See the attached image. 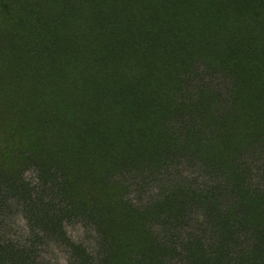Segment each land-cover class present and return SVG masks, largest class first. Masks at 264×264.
I'll list each match as a JSON object with an SVG mask.
<instances>
[{
    "label": "trees",
    "instance_id": "trees-1",
    "mask_svg": "<svg viewBox=\"0 0 264 264\" xmlns=\"http://www.w3.org/2000/svg\"><path fill=\"white\" fill-rule=\"evenodd\" d=\"M16 1L0 0V103L61 100L69 147L11 108L0 215L17 202L35 238L52 217L85 223L97 264H264V0L243 16L226 0ZM21 245L0 231V264H35Z\"/></svg>",
    "mask_w": 264,
    "mask_h": 264
},
{
    "label": "rangeland",
    "instance_id": "rangeland-1",
    "mask_svg": "<svg viewBox=\"0 0 264 264\" xmlns=\"http://www.w3.org/2000/svg\"><path fill=\"white\" fill-rule=\"evenodd\" d=\"M13 4L16 6H13L12 9L16 12H19L22 10V5L18 4V1L13 0ZM59 0V4H60ZM57 3V6H58ZM226 3L229 7L233 8L235 11H237L239 16H243L248 12H251L254 7L256 9H259L261 5L263 4V0H226ZM22 4V3H21ZM56 6V7H57ZM59 10V9H58ZM28 18L25 19L26 21H29L31 19V12L28 11ZM54 12V11H52ZM54 14V13H53ZM56 15L59 17L60 14L56 12ZM5 18L4 13L2 10H0V24H2V29H8L9 23H5L3 19ZM19 27L17 30L20 32L25 30V24H18ZM1 26V25H0ZM39 77L36 78V80L39 81V86H42L44 84L43 80V74H38ZM82 92L87 96L91 95L89 88L87 90L82 87ZM79 91V90H78ZM40 93V92H39ZM42 93V92H41ZM39 95V94H37ZM46 97L44 98H35L32 99L29 98H23L21 102L19 100H16V102L11 101L10 104L8 99H3L0 103V131L4 130L5 133L0 136V138H3L2 142L5 140L7 143H12V134L10 133L9 129H6V124L10 122V124H14L18 122V120L14 119L11 120L10 116H7V112L13 108L14 106H19V118L23 123L29 122V127L33 130V128L36 125V120L39 116L40 118L48 117L49 116V126L50 129L53 130L54 135L56 139L61 141L62 147L64 150L63 152H66L68 150L67 148L69 145L65 142V136L69 132V127L63 122L64 120V103L61 102V100L54 101L49 96L44 94ZM73 96V95H72ZM76 97L75 93L74 96ZM12 106V107H10ZM10 113H8L9 115ZM39 118V119H40ZM37 126V125H36ZM3 128V129H2ZM54 146L53 144L51 145ZM55 148H57L60 152L61 148L54 146V150L49 151L48 157L55 160ZM73 151V150H72ZM70 154V152H68ZM4 157L7 156L6 152L3 153ZM65 154V153H64ZM61 154L58 153L56 155L57 159L60 160ZM62 157V156H61ZM5 159H8L7 157ZM67 160V158H65ZM19 162V160H16ZM15 162V161H14ZM6 166L9 164L8 162L4 161ZM17 163V162H16ZM6 167L5 165H3ZM15 167V165L13 166ZM24 178L27 183H30L33 185L35 182V174L31 172L30 170L27 171L24 175ZM74 190H72L71 195L74 196ZM89 207V204L86 205ZM90 208V207H89ZM49 222V221H48ZM24 218L22 216L21 209L19 207V204L15 201H9L7 204L6 211L0 215V227L3 229L0 230L3 232V235H5V239H8L10 241H13L14 243H21L22 247H25L27 249L31 248V252H34L35 264H83L85 260H90L93 262V264H97L99 261L98 259V247H97V236L96 232L92 227H89L83 222H80L78 220H69V221H61V218H53L49 222L51 232L45 234L42 231L37 233V237H31L27 236L25 233L24 225H25ZM43 232V233H42ZM51 234V235H50ZM55 238H60L61 242L56 240ZM72 244H75L77 247V250H75L72 246ZM79 248V249H78ZM126 251H120L116 254H113L115 256L111 257L110 264H116L115 261L121 259H125L127 256ZM112 255V254H111ZM73 256H78L77 259L73 258ZM115 260L113 261L112 260ZM100 264V263H99Z\"/></svg>",
    "mask_w": 264,
    "mask_h": 264
}]
</instances>
